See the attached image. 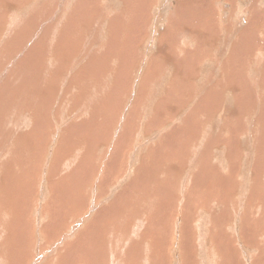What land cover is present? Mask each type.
<instances>
[{"label": "rangeland", "instance_id": "obj_1", "mask_svg": "<svg viewBox=\"0 0 264 264\" xmlns=\"http://www.w3.org/2000/svg\"><path fill=\"white\" fill-rule=\"evenodd\" d=\"M77 1L19 0L6 7L11 9L15 3L26 7L23 16L28 18L30 32L37 33L32 39L23 37L18 49L25 53L49 32L40 23L49 14L45 8V15H38V10L53 3L58 11H52L54 16L44 21L57 30L38 53L34 74L22 75L21 87L29 94L35 91L33 98L23 102L18 91L9 90L14 93L10 98L18 99L16 106L2 104L7 107L4 115L8 113L6 117L12 119L11 113L20 123L13 126L18 128L17 134L0 133V147H10L0 150V178L10 175L6 189L0 192V212L12 215L7 214V231L1 229L0 264H201V260L211 264H264V0H138L140 7L143 4L141 9L139 2L131 0H79V5ZM47 10L50 13L49 7ZM77 14L80 19L76 23L87 26L86 38L82 37L86 46L80 62L71 59L74 70H66L61 78L56 74L71 61L62 54V46L72 43L69 47L75 52L82 45L79 37L63 36L69 28L76 34L71 18ZM20 22L11 19L15 26ZM222 25L230 26L229 36L224 30L221 33ZM125 27L131 33L127 38ZM199 31L197 43L193 35ZM6 43V49L0 45V86L2 81L15 80L12 74L24 67L21 56L11 60L17 48L12 51V42ZM29 68L26 71L32 70ZM25 78L35 83H27ZM113 80L119 81L111 84ZM56 85V95L45 94ZM97 86L102 91L96 96ZM37 106L40 113L35 114ZM93 109L99 116L92 120L88 117ZM180 111L183 119L179 118ZM18 113H23L22 119ZM29 114L39 118L40 124L27 121ZM66 129L74 133L69 135ZM16 136L22 141L26 138L34 147L24 148L27 162L37 163L34 168H4L21 148L15 145ZM132 138L138 141L129 164L132 177L122 178L127 173L125 157L134 148ZM150 147L156 148L149 157L157 167L143 163ZM71 154L87 155L90 162L72 164ZM173 156H177L176 163L172 161L164 171L165 161L174 160ZM140 166H146L147 171L139 172ZM21 169L32 170L18 171ZM62 171L70 174L67 181ZM40 210L44 215L46 212L44 218L40 215L42 219L36 217ZM125 211L134 216L110 227L112 215ZM73 214L80 218L72 220ZM113 232L115 244L109 246L107 237ZM202 240L208 246L199 251ZM36 254L41 258L37 260Z\"/></svg>", "mask_w": 264, "mask_h": 264}, {"label": "bare ground", "instance_id": "obj_2", "mask_svg": "<svg viewBox=\"0 0 264 264\" xmlns=\"http://www.w3.org/2000/svg\"><path fill=\"white\" fill-rule=\"evenodd\" d=\"M19 0H0V45H1V48L3 47L4 49H6L7 47H8V45H7V43L6 42H8V41H11L12 42V44H11V47H12V51H13V49H15V48H17V50L14 52L13 51V53L15 54L12 58H11V60L13 61V60H15L16 59V56L18 55V56H21L22 58V66H24V67H19V69L17 70V71H15L13 74H12V76H14V78H15V80H13L12 82H10L9 80L8 81H2V84H1V86H0V133H14V131H15V133L17 132V129L15 128L14 129V127H17L18 126V124L20 123L19 122V119L17 118V117H13V116H10V115H12L11 113H10V111H9V113H10V115H9V117H12V119H8L6 116L8 115V113L6 114V115H4V112L7 110V107L6 106H4V107H2V104L5 102H8L9 104L11 103L12 105L14 104L15 105V103L17 102V98L14 96V97H12V98H10V95H13L15 92L14 91H18V93H20V96H21V98H22V100H23V102L24 101H28V100H30V99H32L33 98V95L32 94H35V91L32 93V94H29L28 92H27V89L25 88V87H21V79H22V75L25 73V74H27V73H29V74H31V75H33L34 73H33V68L36 66V63H35V60L37 59V56H38V53L41 51V48H43V46H45V44L47 43V37L48 36H51L52 34H53V32L54 31H56L57 30V27H55V26H53V25H51V24H48L47 25V23H45L44 21H46V19H49L51 16L53 17L54 16V13H52V11L54 12V11H58V10H54V4L53 3H48V4H46L45 6H47V7H49V11H50V13H52V14H50L49 12H48V10H47V7H43L42 9H40V10H38V11H40L39 12V14L38 15H45V13H43V11H44V9L46 8V11H47V14H49V15H47L46 17H45V19L42 21V22H40L42 25H43V27H44V29H46L47 31H49V32H46V33H48L46 36H44V38H43V40H35L32 44H31V46L29 47L30 49H31V51H30V53H25V50L22 48V49H18L19 48V46L21 45V42H22V39H23V37L25 36V37H27V38H33L34 37V34H35V36L37 35V33L36 32H34L33 31V33H31L30 32V30H29V27H30V25L29 24H27L26 23V21H27V19L23 16V14H24V12H25V9H26V7L24 8V7H18L17 6V4L15 3V4H13V7L11 8V9H7L6 7H10L9 5H10V3L11 2H18ZM100 1V0H99ZM192 1V0H191ZM131 2L132 3H138V5H137V7H139V9H141V7H142V5H141V7H140V1H138V0H131ZM77 3V5H79V4H81L82 2L81 1H77L76 2ZM27 4V3H26ZM55 9H57V8H55ZM135 10V9H134ZM143 11V10H142ZM36 12V11H35ZM100 13L102 14V10L100 11ZM35 14V13H34ZM80 14H77V15H75L74 17H72L71 18V24H73L74 25V28H77V32H76V34H73V33H70V28L69 29H67L66 31L67 32H65L64 34H63V36H69V37H71V35L72 36H75V37H79L80 39V42H81V44H82V37L85 39L86 38V27H82L81 26V24H77L76 22L77 21H79V19H80V16H79ZM16 18V19H19V20H21V22L19 23V24H17L16 26L13 24V23H11V19L12 18ZM31 18H32V16H31ZM31 18H29V20L30 21H32L33 23L36 21V20H32ZM140 19V18H139ZM148 19V18H147ZM176 20V19H175ZM2 21H4V23H2ZM226 21V20H225ZM76 23V24H75ZM130 23V22H129ZM39 24V23H38ZM102 24V23H101ZM40 25V24H39ZM39 25H38V27H39ZM103 26H105L106 28H107V26L106 25H103ZM173 26V25H172ZM180 26V25H179ZM204 26V25H203ZM37 27V26H36ZM38 27L35 29L36 31L38 30ZM222 34H223V30H224V35H226L227 33H229L230 32V26H228V25H222ZM48 28V29H47ZM105 28V29H106ZM61 30V29H60ZM129 30V28L128 27H125V31H127V33L126 32H124L123 31V33L125 34V36H126V38L128 37V36H130V30ZM8 35H11V36H8ZM12 35H14V37H13V39H12ZM228 35V34H227ZM200 36H201V31H199L198 33H196V34H194L193 35V37L195 38V40L194 41H197V43H198V38H200ZM229 36V35H228ZM262 36H264V32H262ZM52 37V36H51ZM58 37H59V35H58ZM57 37V38H58ZM220 37V35L218 36V38ZM224 37V36H223ZM60 38H62V37H60ZM63 39V38H62ZM264 39V38H263ZM52 40H54V38L52 39ZM151 40V39H150ZM57 41V40H56ZM58 41H61V40H58ZM263 41V40H262ZM53 42H55V41H53ZM147 41H145V43H146ZM52 43V42H51ZM58 43V42H57ZM62 43H63V41H62ZM61 43V44H62ZM16 44V46H14ZM56 44V43H55ZM69 44H71L72 45V43H69ZM69 44L68 45H63L62 46V49H63V51L64 52H62V54H64V55H66V56H68V59L69 60H71V59H75V58H78V62H80L79 60L81 59V56H82V49H84V46H86V43L84 44V41H83V44L82 45H79V50H78V48L76 49L77 51H75V52H72L71 50H70V47H69ZM264 45V44H263ZM47 46V45H46ZM51 48V47H50ZM56 48V47H55ZM58 48V47H57ZM58 50H61L60 48L58 49ZM216 50V49H215ZM230 50V49H229ZM24 52V53H23ZM216 52V51H215ZM0 53H1V50H0ZM48 53H49V51H48ZM55 53V52H54ZM57 53H59L58 51H57ZM40 54V53H39ZM60 54V53H59ZM252 53H250V55H251ZM23 55V56H22ZM43 55V54H42ZM46 55V54H45ZM50 55V54H49ZM48 55V56H49ZM44 56V55H43ZM56 56V55H55ZM61 56H63V55H61ZM252 57L254 56L253 54L251 55ZM250 56V57H251ZM255 56H256V54H255ZM254 56V57H255ZM70 57V58H69ZM253 57V58H254ZM257 57V56H256ZM48 58V57H47ZM252 58V59H253ZM257 58H259V57H257ZM1 59V58H0ZM20 59V60H21ZM60 59V58H59ZM217 59V58H216ZM64 60V59H63ZM104 60H108V59H104ZM110 60V59H109ZM259 60V59H258ZM257 60V61H258ZM11 61V62H12ZM49 61V60H48ZM60 61V60H59ZM120 62H125V60H119ZM19 61H17L16 63H14V65L15 64H17ZM45 62V61H44ZM71 62H72V60L70 61V65L67 67V68H65V69H60V73L58 74H56L58 77H61V78H63L62 77V74H65V71H66V73L67 72H69V71H72V70H74V68H73V66L74 65H72L71 64ZM77 62V61H76ZM248 63V62H247ZM255 63H256V61H255ZM56 64V63H55ZM59 64V63H58ZM249 64V63H248ZM257 64H259V62L257 63ZM44 65V64H43ZM57 65V64H56ZM60 65H61V63H60ZM218 65V64H217ZM228 65H229V63H228ZM228 65H226L227 67H228ZM256 65V64H255ZM31 66V68H32V70H28V71H26V69H30L29 67ZM222 66V65H221ZM254 66V65H253ZM27 67V68H26ZM37 67H38V65H37ZM41 67H43V66H41ZM120 67V66H119ZM229 68V67H228ZM256 68V67H255ZM1 69V68H0ZM40 69V68H39ZM259 69H261V68H259ZM86 70H87V68H86ZM91 70V69H90ZM89 70V71H90ZM253 70H254V68H253ZM257 70V69H256ZM262 70V69H261ZM261 70H259V71H261ZM100 71V70H99ZM249 71V70H248ZM8 72V71H7ZM6 72V73H7ZM38 72V71H37ZM253 72V71H252ZM256 72V71H255ZM3 73V72H2ZM5 73V74H6ZM12 73V72H11ZM101 73V72H100ZM262 73V72H261ZM42 74V73H41ZM50 74V73H49ZM51 74H52V71H51ZM247 74V73H246ZM252 74V73H251ZM258 74V73H257ZM1 75V74H0ZM77 75H79V74H77ZM81 75V74H80ZM90 75V74H89ZM249 75V74H248ZM5 76V75H4ZM11 76V77H12ZM40 76H43V75H40ZM81 76H83V75H81ZM88 76V75H87ZM98 76H99V74H98ZM242 76H244V75H242ZM250 76V75H249ZM26 77V76H25ZM34 77V76H33ZM44 77V76H43ZM58 77H57V79H58ZM64 77H65V75H64ZM247 77V76H246ZM252 77V76H251ZM258 77V76H257ZM256 77V78H257ZM260 77V76H259ZM4 78V77H3ZM30 78H31V76H30ZM30 78H25V79H27V83H31V84H33V83H35L34 82V80H31ZM79 78V77H78ZM94 78H97V77H94ZM241 78V77H240ZM6 79V78H5ZM36 79H38V77L36 78ZM50 80V79H49ZM260 80V79H259ZM258 80V81H259ZM55 81H56V79H55ZM116 81H119V80H113L112 82H111V84L112 83H114V82H116ZM208 81L210 82V80L208 79ZM73 82V81H72ZM85 82V81H84ZM106 82V81H105ZM41 83V82H40ZM50 83V82H49ZM54 83L55 84H57L56 82H53V85H54ZM102 83H104V82H102ZM102 83H100L98 86H100ZM107 84H109L108 82H106ZM51 85H52V83H50ZM253 84V83H252ZM259 84V83H258ZM76 85V84H75ZM87 85H88V82H86V92H87ZM33 86V85H32ZM98 86H97V92H96V94H94V95H96L97 96V94H99V93H101V89L100 88H98ZM258 86V85H257ZM34 87V86H33ZM72 87V86H71ZM76 87V86H75ZM75 87H73V88H75ZM83 87H84V85H83ZM154 87V86H153ZM226 87V86H225ZM217 88V87H216ZM223 88H224V86H223ZM259 88V87H258ZM258 88H256V89H258ZM36 89V88H35ZM71 89V88H70ZM76 89V88H75ZM85 89V88H84ZM111 88H109V90H110ZM226 89V88H225ZM225 89H224V91H225ZM9 90H12L13 92V94H11V92H9ZM53 91V92H51V93H48V92H50V91ZM32 91H33V88H32ZM50 91H49V89H48V92L47 93H45V92H42V93H45V94H47L48 96H54V95H56L58 92H57V85L56 86H51V89H50ZM68 91V90H67ZM214 91V90H213ZM212 91V92H213ZM237 91V90H236ZM235 91V92H236ZM259 91V90H258ZM234 92V91H233ZM238 92H240V91H238ZM28 93V94H27ZM226 93V92H225ZM241 93V92H240ZM17 94V93H16ZM85 94V93H84ZM83 94V95H84ZM221 94V93H220ZM233 94V93H232ZM81 95V94H80ZM89 95H91V94H89ZM92 95H93V92H92ZM216 95H218V94H216ZM223 95V94H222ZM221 95V96H222ZM213 96H215L214 94H213ZM245 96V95H244ZM74 97H76V95L74 96ZM81 97V96H80ZM107 97H109V96H107ZM219 97V99H220V95L218 96ZM224 97V96H223ZM222 97V98H223ZM36 98V97H35ZM79 98V97H78ZM151 97H149L148 99H150ZM259 98V97H258ZM108 99V98H107ZM188 99H190V98H188ZM21 100V101H22ZM88 100H89V98H86V102H88ZM259 101H260V99H259ZM258 101V102H259ZM19 102V101H18ZM73 102V101H72ZM216 102V101H215ZM257 102V101H256ZM4 103V104H5ZM74 103V102H73ZM137 103V102H136ZM183 103V102H182ZM223 103H224V101H223ZM41 104V103H40ZM101 104V103H100ZM159 104V103H158ZM157 104V105H158ZM227 104V103H226ZM258 104V103H257ZM13 105V106H14ZM20 105V104H19ZM31 104L30 103H27V106L29 107ZM108 104H106V106H107ZM162 105H165L164 103L162 104ZM228 105V104H227ZM16 106V105H15ZM39 106V105H38ZM37 106V109L36 108H34V113L35 114H37V113H40V110L38 109L39 107ZM41 106V105H40ZM147 106V105H146ZM159 106H161V103L159 104ZM259 106V105H258ZM164 107V106H163ZM168 107V106H167ZM170 107V106H169ZM173 107H175V106H173ZM210 107H211V105H210ZM18 108V107H17ZM41 108V107H40ZM90 108V107H89ZM159 108H161V107H159ZM166 108V107H165ZM186 108V107H185ZM226 108V107H225ZM257 108V107H256ZM10 109V108H9ZM13 110H12V113H13V111H14V108H12ZM22 109H24V108H22ZM105 109V108H104ZM108 109V108H107ZM106 109V110H107ZM154 109H155V107H154ZM162 109V108H161ZM168 109V108H167ZM258 109H259V107H258ZM32 110V109H31ZM138 110V109H137ZM136 110V111H137ZM208 110V109H207ZM225 111H226V109H224ZM229 110V109H228ZM256 110V109H255ZM46 111V110H45ZM94 111H95V109H93V111L91 112V115L89 114V119L92 117V120L93 119H96V117L97 116H99V111H97L96 113H95V115L93 114L94 113ZM165 112H166V110H164ZM170 111H171V109H170ZM217 111V110H216ZM21 112V111H20ZM53 112V111H52ZM155 112V111H154ZM158 112H160V111H158ZM188 112V111H187ZM45 113V112H44ZM140 113V112H139ZM168 113V112H167ZM166 113V114H167ZM185 113V112H184ZM190 113V112H189ZM217 113V112H216ZM221 113V112H220ZM19 114V113H18ZM18 114H15V115H18ZM23 114V113H22ZM22 114H19L18 116L20 117V115L21 116H23ZM54 114V113H53ZM52 114V115H53ZM64 114V113H63ZM65 114H67V113H65ZM86 114H88V110L86 111ZM159 114V113H158ZM180 115H179V118H181V119H183L184 117H183V112H181L180 111V113H179ZM222 114H223V112H222ZM14 115V114H13ZM30 115V117H29V119L27 118V121H31V122H34V123H38V124H40V119L39 118H36L33 114H29ZM93 115V116H92ZM160 115H162V114H160ZM217 115V114H216ZM219 115V114H218ZM258 115V114H257ZM44 116V115H43ZM64 116V115H63ZM70 116V114L67 116V117H69ZM164 116H165V114H164ZM252 116V115H251ZM57 117V116H56ZM60 117V116H59ZM66 117V118H67ZM162 117H163V115H162ZM218 117V116H217ZM221 117V116H220ZM259 117V116H258ZM5 118H7V120L5 121ZM21 118V117H20ZM65 118V117H64ZM86 118H87V116H86ZM101 118H103L104 119V117H100V119ZM138 118H140V117H138ZM159 118V117H158ZM22 119V118H21ZM57 119H59V118H57ZM57 119H56V121H57ZM164 119V118H163ZM199 119V118H198ZM214 119V118H213ZM259 119H260V117H259ZM66 120V119H65ZM187 120V119H186ZM200 120V119H199ZM256 120V119H255ZM55 121V120H54ZM216 122H218V123H222L221 122V119H217V120H215ZM254 121V120H253ZM259 121V120H258ZM136 122H138V125L140 126V127H142V125L143 124H141V123H139V120L138 121H136ZM255 122V121H254ZM63 123V122H62ZM62 123H60L59 124V126L62 124ZM236 123V122H235ZM176 124V123H175ZM193 124V123H192ZM204 124H206V122H204ZM210 125L211 126H209V127H212V124L210 123ZM222 125V124H221ZM254 125V124H253ZM14 126V127H13ZM58 126V127H59ZM206 126H207V124H206ZM214 126H216V124H214ZM250 126H252L251 124H250ZM19 127V126H18ZM178 127H179V125H178ZM45 128V127H44ZM221 129L222 127L220 126V127H217L216 129H217V131H218V129ZM252 128V127H251ZM251 128H249V129H251ZM255 128H256V126H255ZM255 128H253V129H255ZM258 128V127H257ZM141 129V128H140ZM208 129V128H207ZM210 129V128H209ZM214 129H215V127H214ZM251 130V132L252 131H254V130ZM213 130V129H212ZM221 131V130H220ZM226 131V130H225ZM250 131V130H249ZM52 132H54V131H52ZM67 134H69V135H72L74 132H73V130H71V129H66V131H65ZM210 132V131H209ZM215 132V131H214ZM224 132V131H223ZM250 133V132H249ZM17 134V133H16ZM251 134V133H250ZM250 134H248V135H250ZM254 134H256L255 132H254ZM3 135V134H2ZM4 135H6V134H4ZM19 135V134H18ZM233 135V134H232ZM244 135H246V134H244ZM247 135V136H248ZM10 136V135H9ZM261 136V135H260ZM17 137V136H16ZM72 137V136H71ZM76 137V136H75ZM207 137H208V134H207ZM227 137H228V134H227ZM8 138V137H7ZM12 138V137H11ZM15 138V137H14ZM13 138V139H14ZM244 138V137H243ZM249 138H251V136L249 137ZM76 139L79 141V142H81L82 140L80 139V138H78V137H76ZM246 139V138H245ZM261 139H264V138H261ZM10 141H11V139H9ZM249 140V139H248ZM250 140H252V138L250 139ZM258 140V139H257ZM16 142V144L15 145H18L19 147H21L20 149H18L16 152H15V154L14 155H12V162L11 161H8L7 163L8 164H6V165H4V168H6V166H8V167H11V168H23V167H26V166H28V167H33L34 168V166L33 165H36V164H34V161H29V162H27V159H26V154L25 153H28V151L27 152H25V150H24V148H26V149H28V150H32L34 147H32V145L30 144V143H28L27 142V140H26V138H24V140L22 141L21 140V138H19L18 139V137H17V140H15ZM243 141V140H242ZM259 141V140H258ZM200 142V141H199ZM244 142H245V140H244ZM2 143V142H1ZM8 143V142H7ZM81 143H83V144H86V142L84 141V142H81ZM206 143V142H205ZM245 143H247V142H245ZM250 143H251V141H250ZM253 143H254V140H253V142L251 143V145H252V147H253ZM262 143V142H261ZM10 144V143H9ZM38 144V143H37ZM53 144V143H52ZM51 144V145H52ZM137 144H138V141H136L135 140V138H132L131 139V143H130V145H133L134 146V148H132L130 151H129V153H128V156L127 157H125V155H124V157H125V162H124V164H125V167H126V174H124V176H122L121 175V177L122 178H126V177H128V178H131L132 177V174L130 173V171H129V167H130V165L129 164H131V162H132V157L135 155V153H136V147H137ZM200 144V143H199ZM198 144V145H199ZM2 145V144H1ZM197 145V144H196ZM246 145V144H245ZM5 147H6V145H4ZM3 146V147H4ZM11 146V145H10ZM35 146V145H34ZM91 146H94V144L93 143H91ZM103 146V145H102ZM240 146V145H239ZM3 147H0V150L3 152L4 150L6 151V149L4 148L3 149ZM35 147H37V145L35 146ZM10 148V147H9ZM8 148V149H9ZM11 148H13V147H11ZM82 147H80L79 149H78V153L82 150L81 149ZM86 148V147H85ZM196 148V147H195ZM203 148V147H202ZM224 148V150H226L225 149V147H222V149ZM7 149V150H8ZM155 149L156 148H153V147H150L149 148V150L147 149L146 151H147V153L145 154V158H144V160H143V163H145L146 165H148V166H152V167H157V164L156 163H154V162H152L153 161V159L152 158H150L149 157V155H150V153H153L154 151H155ZM197 149V148H196ZM201 149V148H200ZM204 149V148H203ZM221 149V148H220ZM16 150V149H15ZM168 150V149H167ZM199 150V149H198ZM202 150V149H201ZM205 150V149H204ZM224 150H222V151H224ZM252 150V149H251ZM9 151H11V150H9ZM13 151V150H12ZM99 151V150H98ZM145 151V152H146ZM196 151V150H195ZM221 151V150H220ZM242 151H243V149H242ZM77 152V151H76ZM169 152V151H168ZM199 153H200V151H198ZM197 152V154H199ZM8 153V152H7ZM171 153V152H170ZM204 153H205V151H204ZM203 153V154H204ZM252 153V152H251ZM11 154V153H10ZM174 154V153H173ZM217 154V153H216ZM230 154V153H229ZM3 155V154H2ZM6 155V152H5V154L3 155V156H5ZM84 155V154H83ZM89 155H90V153H89ZM210 155V154H209ZM221 156H222V158H223V156H224V154L222 155V154H220ZM219 155V156H220ZM9 156V155H8ZM91 156V155H90ZM171 156V155H170ZM215 156V155H214ZM218 156V157H219ZM231 156H234V155H231ZM242 156V155H241ZM85 156H83V157H79V155L78 154H71L70 156H69V160H71L72 161V164L73 163H75L76 161H77V164H78V162H79V164H82L83 162H90L89 160H88V157H87V155H86V158H84ZM218 157H216V158H218ZM225 157V156H224ZM235 157V156H234ZM174 160H171V158L170 159H168L169 160V162H168V160L167 161H165V164H164V166H163V170L165 171V168H166V166L167 165H171L170 163H173L172 161H174L175 162V159H177V156H173L172 157ZM206 158V157H205ZM240 158V157H239ZM242 158V157H241ZM240 158V159H241ZM214 159V158H213ZM244 159H246V158H244ZM5 160V159H4ZM9 160H10V156H9ZM29 160H30V158H29ZM230 160V159H229ZM247 160V159H246ZM64 161H65V159H64ZM181 161V160H180ZM196 161L197 162H199L198 161V159H196ZM213 161H215V159L213 160ZM243 161V160H242ZM252 161V160H251ZM70 162V161H69ZM225 163V165L227 164L226 163V160L224 161ZM176 163V162H175ZM218 163V162H217ZM116 164H118L119 166H120V168H122L123 167V164L122 163H116ZM231 164V163H230ZM104 165V164H103ZM220 165V164H219ZM222 166V165H221ZM117 167V166H116ZM223 167V166H222ZM27 168V167H26ZM106 169H108V168H106ZM177 169H179V168H176L175 167V170H177ZM13 170V169H12ZM24 170H28V171H31L32 169H21V170H18V171H24ZM36 170V169H35ZM37 170H38V168H37ZM139 170V172H141V171H147V168H146V166H143V167H141L140 166V168L138 169ZM14 171H16V170H14ZM13 171V172H14ZM17 171V172H18ZM43 171H44V169H43ZM46 171V170H45ZM73 171V170H72ZM145 171V172H146ZM17 172H15V174H17ZM71 172V171H70ZM229 172V171H228ZM11 173H12V171H11ZM36 173H37V171H36ZM42 173H46V172H42ZM118 173H120V172H118ZM31 174V173H30ZM47 174V173H46ZM46 174H43V176L44 175H46ZM230 174V173H229ZM50 175H51V173H50ZM109 175V174H108ZM9 174H3V177L2 178H0V192H3L5 189H6V187H7V181L9 180ZM47 176V175H46ZM62 177L63 176H65V181H67L68 179H69V176H70V174L68 175V172L67 171H62V175H61ZM248 176V175H247ZM252 177V175L249 177V178H251ZM36 178V177H35ZM58 178V177H57ZM56 178V179H57ZM75 178V177H74ZM166 178H167V176H166ZM228 178V177H227ZM15 179V178H14ZM52 179V178H51ZM11 180V179H10ZM43 180H44V178H43ZM124 179H122V181H123ZM133 180V179H132ZM36 182H38V183H44V182H42L41 180H38V181H36ZM36 182H35V184H36ZM51 182V181H50ZM54 182V181H53ZM64 182V181H63ZM71 182V181H70ZM47 183V182H46ZM33 184V183H32ZM53 184V183H52ZM24 185V184H23ZM38 185V184H37ZM36 185V186H37ZM66 185V184H65ZM33 186H35V185H33ZM40 186V185H39ZM38 186V187H39ZM52 186V185H51ZM67 186V185H66ZM126 186V185H125ZM50 188V187H49ZM42 189H43V187H42ZM16 190V189H15ZM50 190V189H49ZM69 190V189H68ZM246 190V189H245ZM67 191V190H66ZM181 191H182V189H181ZM59 192V191H58ZM65 192V191H64ZM47 193V190H46V192H45V194ZM31 194V193H30ZM38 194H39V192H38ZM42 194V196H43V193H41ZM40 194V195H41ZM44 194V195H45ZM49 194V193H48ZM66 194V193H65ZM68 194V193H67ZM66 194V195H67ZM133 194V193H132ZM131 194V195H132ZM136 194V193H135ZM49 195H51V194H49ZM53 195V194H52ZM16 196H17V194H16ZM137 196V195H136ZM46 197V196H45ZM44 197V198H45ZM126 197H128V196H126ZM144 197V196H143ZM142 197V198H143ZM149 197V196H148ZM50 198V197H49ZM52 198V197H51ZM141 198V197H140ZM139 198V199H140ZM152 198V197H151ZM25 199V198H24ZM48 199V198H47ZM1 200H2V198H1V196H0V202H1ZM151 200V199H150ZM26 201V200H25ZM37 201V200H36ZM47 201V200H46ZM53 201V200H52ZM142 201V200H141ZM147 201V200H146ZM146 201H144V202H146ZM44 202H45V200H44ZM38 204H39V201H38ZM37 204V205H38ZM141 204V203H140ZM140 204H138L139 205V207H140ZM45 205V204H44ZM152 205V204H151ZM151 205H150V207H151ZM29 206V205H28ZM39 206V205H38ZM38 206H37V208H38ZM43 206V205H42ZM12 207V206H11ZM129 209H130V206H127ZM144 207V206H143ZM41 208V207H40ZM39 208V209H40ZM44 208V207H43ZM17 209V208H16ZM140 209V208H139ZM143 209V208H142ZM34 210V209H33ZM113 210V209H112ZM137 210H138V208H137ZM147 210H150V209H147ZM153 210V209H152ZM21 211V210H20ZM37 211V210H36ZM39 211V210H38ZM37 211V212H38ZM199 211V210H198ZM126 213L125 214H118V213H116L115 212V214H113L112 216H113V220L114 221H111L110 222V227H112L113 226V222H114V224H116V223H123V221L124 220H127V219H129V217H130V215L133 217L134 216V213L133 214H131L129 211H125ZM136 212V211H135ZM139 212H140V210H139ZM25 213V212H24ZM78 213V212H77ZM202 213H204V212H202ZM201 213V214H202ZM7 214L8 213H5L4 212V210H1V212H0V236L2 235V231H1V229H4V231H7V229H8V224L6 223V221H7V219H8V217H7ZM12 214V213H11ZM8 215H10V214H8ZM39 217H38V216ZM36 215V217L37 218H40L41 216L40 215H42V217H43V215H44V212L42 211V210H40V212L38 213ZM45 215H46V212H45ZM44 215V216H45ZM10 216H12V215H10ZM108 216V215H107ZM144 216V215H143ZM143 216L141 217V218H143ZM201 216V215H200ZM199 216V217H200ZM42 217H41V219H42ZM140 217V216H139ZM16 218V217H15ZM44 218V217H43ZM80 217H79V215L78 214H73L72 216H71V219L72 220H78ZM106 218V217H105ZM109 218V217H108ZM146 218V217H145ZM202 219V218H201ZM37 220V219H36ZM40 220V219H39ZM142 220V219H141ZM140 219H139V221H141ZM150 220V219H149ZM196 220H197V218H196ZM200 220V219H199ZM137 221V220H136ZM138 221V222H139ZM202 221H203V219H202ZM201 221V222H202ZM40 222H42V220L40 221ZM44 222V221H43ZM133 222H135V221H133ZM142 222L144 223L145 221L144 220H142ZM141 222V223H142ZM147 222V221H146ZM157 222V221H156ZM160 222V221H159ZM4 223H6V225H4ZM99 223V222H98ZM107 223V222H106ZM140 223V222H139ZM138 223V224H139ZM142 223V224H143ZM127 224V223H126ZM131 224V223H130ZM148 224V223H147ZM199 224V223H198ZM42 225V224H41ZM107 225V224H106ZM149 225V224H148ZM162 225V224H161ZM188 225V224H187ZM199 225H201V224H199ZM37 226V225H36ZM95 226V225H94ZM117 226V225H116ZM137 226L138 225H136V228H137ZM141 226V225H140ZM160 226V225H159ZM93 227V226H92ZM128 227H129V224H128ZM127 227V228H128ZM134 227V226H133ZM144 228H145V226H143ZM155 227V226H154ZM25 228V227H24ZM140 228H142V227H140ZM139 228V229H140ZM156 228H158V227H156ZM190 228H191V226H190ZM200 228H202V227H200ZM199 228V229H200ZM209 228H212V227H209ZM11 229V228H10ZM91 229V228H90ZM112 229V228H111ZM139 229H138V231H139ZM198 229V228H197ZM121 230V229H120ZM124 230V229H123ZM134 230V229H133ZM162 230H163V228H162ZM40 231V230H39ZM119 231V230H118ZM135 231V230H134ZM142 231H143V229H141V232L140 233H142ZM157 231H159L160 232V230H155V232H157ZM13 232V231H12ZM112 232V231H111ZM122 232H124V231H122ZM122 232L120 231L119 233H120V235H121V238H125V236H123V235H125L124 233H123V235H122ZM126 232V231H125ZM162 232V231H161ZM115 233L116 232H113V233H110V234H108V237H107V244L110 246V245H112V244H115V242H113L112 241V239L114 238V235H115ZM132 233V232H131ZM136 233V232H135ZM200 234H199V237H200V235H201V232H199ZM4 234V233H3ZM118 234V233H117ZM144 234V233H143ZM24 235V234H23ZM28 235V234H27ZM119 235V234H118ZM117 235V236H118ZM119 235V236H120ZM140 235V234H139ZM215 235V234H214ZM123 236V237H122ZM127 237L126 238H129L130 239V237H128V235H126ZM154 236V235H153ZM88 237V236H87ZM198 237V238H199ZM206 237H208V236H206ZM1 238V237H0ZM5 238V237H4ZM8 238V237H7ZM27 238H29L28 236H27ZM209 238V237H208ZM2 239V238H1ZM91 240H93V239H91ZM27 241V240H26ZM54 241V240H53ZM89 241V240H88ZM87 241V242H88ZM86 242V243H87ZM90 242V241H89ZM143 242V241H142ZM24 243V242H23ZM199 243V242H198ZM198 246H199V244H198ZM205 246H208L207 244H206V242H204V240H202L201 241V244H200V246L198 247V249H199V251H203L202 250V248L203 247H205ZM197 247V246H196ZM3 248V247H2ZM38 248V247H37ZM36 248V249H37ZM146 249V248H145ZM123 250V249H122ZM122 252V251H121ZM197 253V252H196ZM1 254V253H0ZM49 254V253H48ZM47 254V255H48ZM144 254H146V253H144ZM195 254V253H194ZM4 255H6V254H4ZM37 255V260L38 259H40L41 258V254H36ZM35 255V256H36ZM127 255V254H126ZM117 256V255H116ZM183 256V255H182ZM187 257V256H186ZM192 257V256H191ZM194 257V256H193ZM116 258H118V256L116 257ZM189 258V257H188ZM47 259V257H45L44 258V260H46ZM119 261H121V258H120V255H119ZM117 259V260H118ZM191 259V258H190ZM36 260V261H37ZM126 260V259H125ZM129 260V259H128ZM238 260V259H237ZM195 261L197 262V258L195 259ZM239 261V260H238ZM89 262V261H88ZM202 262H204V263H202ZM35 262H32L31 264H34ZM125 263V262H124ZM122 261L120 262V264H124ZM127 263V262H126ZM193 263V262H192ZM200 263L201 264H211V261H207L206 262V260H201L200 261ZM36 264H38V263H36ZM84 264V263H83ZM112 264H117V263H112ZM196 264V263H195Z\"/></svg>", "mask_w": 264, "mask_h": 264}]
</instances>
